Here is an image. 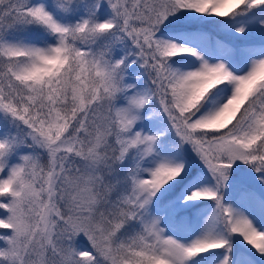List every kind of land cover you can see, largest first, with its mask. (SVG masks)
Segmentation results:
<instances>
[{
  "label": "snow or ice",
  "instance_id": "6c2138e0",
  "mask_svg": "<svg viewBox=\"0 0 264 264\" xmlns=\"http://www.w3.org/2000/svg\"><path fill=\"white\" fill-rule=\"evenodd\" d=\"M0 264H264V0H0Z\"/></svg>",
  "mask_w": 264,
  "mask_h": 264
}]
</instances>
